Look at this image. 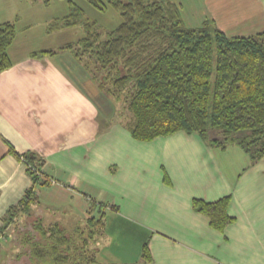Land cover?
Segmentation results:
<instances>
[{
	"label": "crops",
	"instance_id": "1",
	"mask_svg": "<svg viewBox=\"0 0 264 264\" xmlns=\"http://www.w3.org/2000/svg\"><path fill=\"white\" fill-rule=\"evenodd\" d=\"M172 2L187 28L212 21L227 36L264 31V0ZM10 8L12 0H0V24L14 22L17 31L20 18L9 20ZM15 42L7 51L11 67L0 72V263L8 237L28 220L22 215L76 230L88 211L98 216L106 205L104 233L92 245L97 264H143L145 243L148 264H264V156L251 163L242 151L243 167L229 172L218 149L196 135L136 141L111 118L112 103L104 111L108 96L74 59L62 51L34 58L57 50L33 40L15 49ZM23 155L35 158L47 184L33 183ZM30 189L24 214L8 221V210ZM226 196L234 221L216 231L192 200Z\"/></svg>",
	"mask_w": 264,
	"mask_h": 264
},
{
	"label": "trees",
	"instance_id": "2",
	"mask_svg": "<svg viewBox=\"0 0 264 264\" xmlns=\"http://www.w3.org/2000/svg\"><path fill=\"white\" fill-rule=\"evenodd\" d=\"M86 1L101 12L112 8L122 22L104 37L96 23L69 2L68 14L52 19L48 30L83 28V38L60 50L86 59L98 88L116 103L122 98L128 116L121 123L134 140L150 142L183 132L220 151L237 146L251 163L264 156V31L227 36L212 21L187 28L172 0ZM16 32L14 22L0 24V72L12 65L7 51ZM57 52H34L31 57ZM210 130L216 131L212 138ZM22 158L33 183L47 184L43 172L37 175L31 169L41 170L35 158ZM30 191L8 210V221L24 214ZM229 203V196L214 202L193 199L192 209L206 217L212 229L223 231L234 221ZM105 206L98 216L88 211L85 226L73 234L22 215L28 220L22 229L15 228L17 235L8 237L6 264H97L92 245L104 233ZM151 261L145 243L140 262Z\"/></svg>",
	"mask_w": 264,
	"mask_h": 264
},
{
	"label": "rangeland",
	"instance_id": "3",
	"mask_svg": "<svg viewBox=\"0 0 264 264\" xmlns=\"http://www.w3.org/2000/svg\"><path fill=\"white\" fill-rule=\"evenodd\" d=\"M12 1H13L14 10L12 11L10 8V10L6 12L7 18L9 20H13L18 15L20 18V22L17 25L18 29H17L16 42L14 45L15 49L17 48L22 49L23 46L27 47L30 44L31 40H33L38 47L42 45L48 46V48L54 47L55 48L54 50L62 51L64 54L69 55L72 59H74L76 63L82 66L84 72L88 73V75L90 76L93 75L92 72H90V67L88 66V62L85 61L86 59L78 60L73 57L71 52L67 50H60V49L58 50V48H60L59 44H64V43L73 44L76 43L81 38H83L85 36V32L83 28L81 26H75L72 28H67L62 30L49 31L48 25L50 24V21L54 18H62L63 16L67 15L69 12V2H72L83 11L85 17L89 21L96 23V27L99 29V32L103 34L104 37L106 33L115 29L122 22L120 15L112 8L107 7L106 11L101 12L93 8L86 0H38L35 3H32L28 0H12ZM24 27H27L28 29L26 30L24 29ZM68 70L70 71V76L73 77L74 76L73 71L70 68H68ZM92 85L95 86L94 83ZM109 98L107 97L109 102L103 101L104 111L109 108V103H112L111 107L115 109L113 114L114 120L121 121L123 118L128 116L124 108L122 98L117 103L111 98L110 99ZM215 133L216 131L210 130L209 131L210 138H212V136H215L216 135ZM216 153L218 154L219 161L222 167H225L226 171L235 172V171H239L240 168L243 167L244 160L239 159V156L242 157H246V156L244 153H242V150L239 147L232 145L228 148L227 152L222 153L220 150H217ZM228 161H230L231 164H228ZM64 231L67 234L68 233L73 234L75 230L66 228L64 229ZM9 232L10 230L7 231L8 234ZM12 235L15 236L17 235V233L14 232ZM0 251L2 252L1 248ZM8 253L9 250L7 248L6 254ZM6 263H7L6 260H3V263L1 261L0 264H6Z\"/></svg>",
	"mask_w": 264,
	"mask_h": 264
},
{
	"label": "built area",
	"instance_id": "4",
	"mask_svg": "<svg viewBox=\"0 0 264 264\" xmlns=\"http://www.w3.org/2000/svg\"><path fill=\"white\" fill-rule=\"evenodd\" d=\"M22 161L24 162L23 158H22ZM31 169H32V171H35V173L37 175H41V173H42V170L36 171V169H34V168H31Z\"/></svg>",
	"mask_w": 264,
	"mask_h": 264
}]
</instances>
